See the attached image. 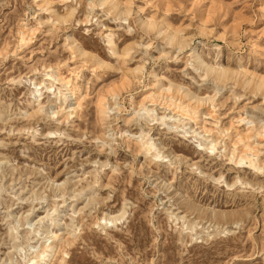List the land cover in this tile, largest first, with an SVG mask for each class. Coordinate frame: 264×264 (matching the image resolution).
Here are the masks:
<instances>
[{"label":"rangeland","instance_id":"1","mask_svg":"<svg viewBox=\"0 0 264 264\" xmlns=\"http://www.w3.org/2000/svg\"><path fill=\"white\" fill-rule=\"evenodd\" d=\"M0 264H264V0H0Z\"/></svg>","mask_w":264,"mask_h":264},{"label":"bare ground","instance_id":"2","mask_svg":"<svg viewBox=\"0 0 264 264\" xmlns=\"http://www.w3.org/2000/svg\"><path fill=\"white\" fill-rule=\"evenodd\" d=\"M203 63V62H202ZM164 96V95H163ZM167 97V96H166ZM169 103V102H168ZM170 105H171V103H170Z\"/></svg>","mask_w":264,"mask_h":264}]
</instances>
